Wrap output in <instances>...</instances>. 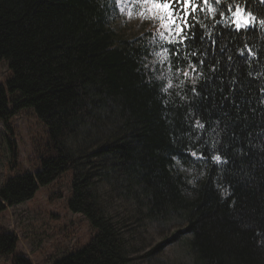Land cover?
Returning a JSON list of instances; mask_svg holds the SVG:
<instances>
[{
    "label": "trees",
    "instance_id": "16d2710c",
    "mask_svg": "<svg viewBox=\"0 0 264 264\" xmlns=\"http://www.w3.org/2000/svg\"><path fill=\"white\" fill-rule=\"evenodd\" d=\"M196 3L203 19L201 0ZM130 4L138 5L123 6ZM248 10L257 17L255 28L213 29L223 39L217 37L215 56L208 57L219 68L211 110V102L191 103L190 82L181 88L172 77L174 87L163 91L169 74L152 54L160 51L153 38L158 21L128 36L114 19L117 0H0V63L9 69L0 82V122L12 131L11 121L31 109L48 134L36 171H21L0 186V214L72 171L67 207L96 234L52 264H132L125 231L135 218L183 224L191 264H264V29L258 23L264 5L256 0ZM233 96L243 97L239 112ZM197 119L209 131L195 128ZM217 119L227 125H219L225 130L218 137L208 124ZM10 145L15 168L18 149ZM216 154L228 163L217 164ZM102 183L118 189L135 213L111 214ZM19 241L0 228V256L33 264L18 252Z\"/></svg>",
    "mask_w": 264,
    "mask_h": 264
},
{
    "label": "rangeland",
    "instance_id": "374dc122",
    "mask_svg": "<svg viewBox=\"0 0 264 264\" xmlns=\"http://www.w3.org/2000/svg\"><path fill=\"white\" fill-rule=\"evenodd\" d=\"M114 16L120 31L134 36L153 26L147 14L140 15V5L123 6ZM146 7V6H145ZM121 8L124 10L121 11ZM9 76L7 62L0 63V82ZM12 131L0 122V186L7 178L28 170L35 172L41 154L47 148L48 134L33 110L20 112L11 121ZM13 141L18 149L16 167L12 168ZM72 171L66 172L52 185L39 190L34 199L8 208L0 214V228L17 233L20 238L18 252L31 258L33 264H52L67 254L78 251L96 234L83 215L69 211ZM101 198L110 213L134 214L135 207L128 203L118 189L108 183L99 188ZM181 223H157L146 218H135L126 228L132 264H191L190 255L181 242L185 234ZM178 231L181 234H177ZM160 243V251L151 253ZM151 253V254H150ZM0 264H12L11 256H0Z\"/></svg>",
    "mask_w": 264,
    "mask_h": 264
},
{
    "label": "snow or ice",
    "instance_id": "6c2138e0",
    "mask_svg": "<svg viewBox=\"0 0 264 264\" xmlns=\"http://www.w3.org/2000/svg\"><path fill=\"white\" fill-rule=\"evenodd\" d=\"M121 0H117L120 3ZM127 2V0H124ZM132 2L142 6L140 15L147 14V18L158 21L159 28L153 34L154 42L158 38L160 44V51L154 54L159 58L158 63L166 66L169 78L167 85L163 91L167 93L169 89L174 87L172 77L179 81L178 86L183 88L186 82H190V88L193 94V101L197 106L201 103L211 102V110L217 108L215 102V83L218 77L215 75L219 68L208 57L215 53L212 51L213 47L217 45V37L223 39V35L217 30V36L213 35V29L220 25L227 28L232 33H239L241 31L247 32L250 28H255V21L257 17L253 15L252 11L248 10L251 3L256 0H201L199 5L200 13H203V19L197 15L196 0H132ZM213 3L215 7H213ZM258 3L264 5V0H258ZM223 4V7L221 5ZM245 5V6H242ZM146 6V7H145ZM124 9L121 8V11ZM227 13V15H226ZM217 14L219 19H217ZM205 20L211 23H205ZM260 29H264V19L259 20ZM197 29L200 31L198 32ZM207 45V46H205ZM220 52H224V47L219 48ZM251 55H255L251 48H247ZM243 54V53H241ZM231 60V57H228ZM250 74V73H249ZM163 78V77H161ZM201 82L200 88L197 89L196 85ZM228 99V97H224ZM241 102H236L233 96L230 103L232 107L239 112L241 110ZM167 104V101H164ZM261 103H264L262 101ZM220 111L223 116L227 117L228 111L223 109V104L219 105ZM209 109H206V111ZM210 114V113H209ZM246 118V117H245ZM214 123L216 127H210ZM226 122L220 119L215 121H208L210 131L215 133L217 137L224 128L219 125ZM194 127L205 132L209 131L206 128V123L201 122L199 119L195 120ZM221 143L219 139L213 143V148H218ZM190 155L197 160L205 159L203 153L191 151ZM217 164H227L228 160L223 159L220 154L211 157ZM179 163V160H177Z\"/></svg>",
    "mask_w": 264,
    "mask_h": 264
}]
</instances>
